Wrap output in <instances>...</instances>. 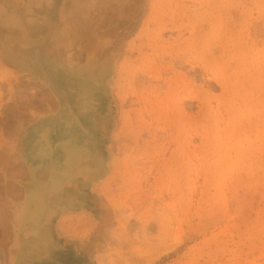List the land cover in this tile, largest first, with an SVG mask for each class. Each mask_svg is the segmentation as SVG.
<instances>
[{"label": "rangeland", "instance_id": "rangeland-1", "mask_svg": "<svg viewBox=\"0 0 264 264\" xmlns=\"http://www.w3.org/2000/svg\"><path fill=\"white\" fill-rule=\"evenodd\" d=\"M0 6L27 39L0 18V264L30 182L27 131L78 70L104 81L107 153L84 172L90 202L52 219L65 256L35 264H264V0Z\"/></svg>", "mask_w": 264, "mask_h": 264}, {"label": "bare ground", "instance_id": "bare-ground-1", "mask_svg": "<svg viewBox=\"0 0 264 264\" xmlns=\"http://www.w3.org/2000/svg\"><path fill=\"white\" fill-rule=\"evenodd\" d=\"M29 10L22 9L25 13H30ZM15 11L17 9H11L7 13L0 6V18L18 31L15 43L25 47L27 39L23 29L26 23ZM65 28L57 32L63 38L74 31L72 24ZM55 72L60 74L59 70ZM74 73L66 81H53L58 112L42 117L26 134L23 154L30 182L17 214L15 238L10 249L12 264H35L52 256H65L53 241L52 219L58 210L90 202L83 189L89 175L99 171L106 157L105 130L109 126V111L100 109V99L106 89L104 81L88 70ZM84 172L88 173L87 179L83 177Z\"/></svg>", "mask_w": 264, "mask_h": 264}, {"label": "crops", "instance_id": "crops-1", "mask_svg": "<svg viewBox=\"0 0 264 264\" xmlns=\"http://www.w3.org/2000/svg\"><path fill=\"white\" fill-rule=\"evenodd\" d=\"M23 190V189H22Z\"/></svg>", "mask_w": 264, "mask_h": 264}]
</instances>
